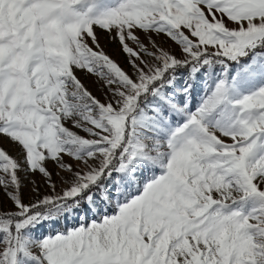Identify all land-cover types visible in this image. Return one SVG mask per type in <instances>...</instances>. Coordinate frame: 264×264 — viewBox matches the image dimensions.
<instances>
[{
    "label": "snow or ice",
    "instance_id": "snow-or-ice-1",
    "mask_svg": "<svg viewBox=\"0 0 264 264\" xmlns=\"http://www.w3.org/2000/svg\"><path fill=\"white\" fill-rule=\"evenodd\" d=\"M0 264H264V0H0Z\"/></svg>",
    "mask_w": 264,
    "mask_h": 264
}]
</instances>
